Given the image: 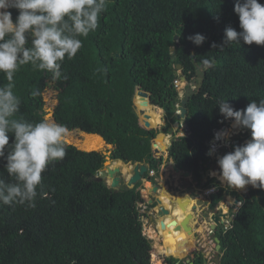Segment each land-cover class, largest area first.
Returning a JSON list of instances; mask_svg holds the SVG:
<instances>
[{
	"label": "trees",
	"instance_id": "1",
	"mask_svg": "<svg viewBox=\"0 0 264 264\" xmlns=\"http://www.w3.org/2000/svg\"><path fill=\"white\" fill-rule=\"evenodd\" d=\"M235 2L110 0L98 29L81 38L83 46L75 59L62 64L67 79L56 81L61 85L56 123L72 132H80L79 128L100 134L115 145L113 158L123 155L127 162H145L157 172L163 159L153 155V140L173 129L176 103L182 99L175 84L181 77L178 65L188 83L196 84L202 60L214 59V67L203 68L200 88L187 103V127L175 130L169 148V157L180 168L200 177L202 166L211 158L208 151L215 131L233 121L224 119L218 103L228 99L234 109L241 110L251 100L264 99V46L241 42V46L234 43L219 49L227 27L241 30ZM259 2L264 5V0ZM17 14L12 9L14 20ZM197 33L206 37L201 46L188 39ZM49 78L50 73L31 65L19 69L14 77V92L21 98L17 118L45 120L44 91ZM6 83L0 73V86ZM138 88L149 92L151 104L163 110L165 125L143 126L137 106L154 125L160 123L156 119L161 111H153L151 104L142 106ZM34 89L40 91L35 98L30 94ZM233 125L234 121L233 132L238 131ZM91 137L99 139L97 147L89 143ZM12 139L10 134V143ZM81 146L68 145L65 157L42 173L43 186L34 208L0 205V264H152L153 247L144 230L147 215L138 205L143 198L139 185L116 190L94 180L92 167L99 170L104 156L100 150H83L102 149L104 142L86 135ZM234 146L222 148L223 155ZM3 164L0 161V178L10 181ZM213 184L218 190L212 195V207L223 201L226 190L215 177L206 182L207 187ZM234 192L241 205L231 211L229 227L216 232L220 264H264V190L249 185ZM174 214L180 217L184 212ZM173 227L166 233L175 231ZM175 236L174 240H183L178 232ZM192 246L179 250L177 242L169 245L172 264Z\"/></svg>",
	"mask_w": 264,
	"mask_h": 264
},
{
	"label": "clouds",
	"instance_id": "2",
	"mask_svg": "<svg viewBox=\"0 0 264 264\" xmlns=\"http://www.w3.org/2000/svg\"><path fill=\"white\" fill-rule=\"evenodd\" d=\"M109 2L0 0V73L7 81L0 86V161L4 162L3 169L11 178L10 181L0 178V205L34 208L40 194L38 190L43 186L42 173L51 163L66 155L64 138L68 129L65 125L17 118L21 98L14 92L16 73L22 66L31 65L34 70L50 73L53 81L67 79L61 70L63 62L75 59L83 46L81 38H87L98 29ZM12 9L18 13L15 20ZM234 12L238 15L241 30L227 27L219 49L234 43L241 46V42L264 46V5L259 0H236ZM188 39L201 46L206 37L197 33ZM201 63L206 70L214 67L215 60L205 58ZM30 94L35 98L40 91L34 89ZM217 106L224 119L233 120L235 128L248 129L251 134L245 144L234 146L233 151L218 159L220 183L228 189L239 190L250 185L264 190V99L251 100L241 110L234 109L228 99L220 101ZM172 130L174 133V128ZM10 134L13 137L11 143ZM216 138L214 136L213 140L217 143L220 134ZM210 175L217 174L212 172ZM148 177H153L149 170ZM236 210L230 207V215Z\"/></svg>",
	"mask_w": 264,
	"mask_h": 264
},
{
	"label": "water",
	"instance_id": "3",
	"mask_svg": "<svg viewBox=\"0 0 264 264\" xmlns=\"http://www.w3.org/2000/svg\"><path fill=\"white\" fill-rule=\"evenodd\" d=\"M173 49L174 48H172V50ZM177 68L181 69L182 68L181 64H179ZM204 73L205 72L203 70V67H201V70L198 71V74L200 75L198 78V82L194 86H191L188 83L186 77L181 75V71H177V74L181 76L180 77L181 84H179V85L182 86V84H183L185 87V96L183 99H181V101H178L176 103V105L179 107V110L175 113L176 120L173 122L174 130H177L179 127H182V128L187 127V124L185 123V118L187 115V103L190 100L191 96L196 92V90L198 88H200L202 76L204 75ZM136 96L142 97V102H141L142 106L151 104V94L149 92H147L146 90H142V89L138 88V90L136 92ZM134 102L136 104V100ZM136 106H137V104H136ZM151 107H152V110L155 112H158L157 109H160V108H157L153 104H151ZM137 108H138V112H139L141 122L145 128L150 129V128L158 127V124L154 125L149 121L150 116L146 113V111L144 109H142L138 106H137ZM165 124H166V118L163 120L162 125H165ZM223 128L226 129L227 126H224ZM242 129H245V128H241V130ZM76 130H80V131H82L88 135L98 136L102 139V141L104 142V144L106 146L110 145L112 147V149H115V145L109 144L105 140V138L100 134L88 133V132H85L79 128H76ZM169 134H170V138H171V136H173V130L172 129H170ZM166 138H167L166 133H160L153 140V155L157 158H162L164 162L167 161V159L169 157V148L171 145V141L169 140V137L167 140H166ZM213 141H216V140H213ZM231 142H232V139L228 141V143H231ZM64 145L66 148L68 145H73V144L69 143V142H64ZM83 151H85V150H83ZM163 151L166 153V155L163 154ZM88 152H91V151H88ZM214 152H215V150L213 151V148L211 147L210 150L208 151V155L211 156ZM219 157H222V155H219ZM114 159H117L118 162L121 161L122 165L124 164V165H126V168H129L130 163L127 162V160L125 159V157L123 155L116 156V157H114ZM170 162H171V165L173 166L174 171L176 172V179H180V178L186 179L187 184H188L187 188H188L189 193H190V198L184 199L181 201L179 200L180 202H179L178 206L184 212V216H185L182 221L179 220L178 218L177 219L172 218L171 221H167V220L162 219V220H159L160 226H161L162 231H165L166 229H170L172 226H174L173 227L174 230H180L179 232H182V231L183 232H189L192 230V227L190 228L188 225V223L191 220L192 215L187 214L185 209H186V206L191 201V199H194L200 193V191L202 190L201 185H203V184L200 183L199 186H191L193 181H197L198 176L197 175L192 176L191 172L180 168L174 160H172V161L170 160ZM132 165L133 166L131 167V170H130L131 173L130 174L128 173L127 177H125V175H124V171L122 169V166H119V165L114 166L112 168L105 167L104 169H99V170H96L92 167L93 172H94V176H93L94 180L104 182L107 185H109L112 189H116V190L117 189L126 190L128 188H134V187L138 186L139 184H142L145 181H147V172L150 168V165L148 163H144V162H135V163H132ZM164 165H165V163H164ZM203 167L204 166H202L200 174L203 177L204 176L208 177L209 173L207 170H204ZM167 181H168V179H166V182ZM168 186H171V184L169 183ZM159 188L160 187L158 186V184H156L155 186L152 187L151 192H149V193L154 194L158 191ZM169 188L170 187H168V191H169ZM244 189H239L238 191L244 190ZM169 192L172 195V197H175V198L178 197L179 198V196H180V193H178L177 191H169ZM230 193H231L230 189L225 190L226 196H230ZM226 196H225V198H226ZM142 197L148 199L150 202V205L155 204V203L158 205L162 204V200L160 198H150L149 194L141 191L140 198H142ZM169 201L171 202V198L169 199ZM205 203H208V207L203 208V205ZM240 205H241L240 200L237 199V197H235V203L232 204L231 208H238L237 206H240ZM197 207L202 208L201 213L197 216V218H198L197 224L201 225V224H204L206 222L207 228H208V231H207L208 235H210L213 232L216 233L222 224H225V226L228 227L229 226L228 223L233 220V215H230V206L229 205L226 208H224L225 211H222L223 206H221V205L217 206L216 205V206L212 207V201H210L208 198H206V196H205V200L199 201L198 203L193 205L194 210L197 209ZM157 214L160 217L164 218L165 216L170 215V210H168L164 207L163 208L161 207V208H159ZM212 224H213V227H212ZM182 237H184V236H182ZM169 239H170V241L174 242V239H171V238H169ZM215 239L217 242V247L214 250L215 256L212 259V262H213L212 264H220L221 244H220V239L217 236ZM150 241H151L152 247H154V241L152 239H150ZM178 246H179V244H178ZM196 252H200V250H197ZM200 254H201V252H200ZM186 261L188 262V260H186ZM171 263H173V262H171ZM200 263L201 262H198L197 264H200ZM202 263H204V262H202ZM205 264H211V263H209V261L206 259Z\"/></svg>",
	"mask_w": 264,
	"mask_h": 264
},
{
	"label": "crops",
	"instance_id": "4",
	"mask_svg": "<svg viewBox=\"0 0 264 264\" xmlns=\"http://www.w3.org/2000/svg\"><path fill=\"white\" fill-rule=\"evenodd\" d=\"M159 112L161 111V116H160V123H158V127L160 128V126L163 123L164 118V113L163 110L161 109H157ZM228 132L227 135L225 137H223L222 139H220V141H217V144L219 145V147L217 149H215V152L211 155L210 160L204 164V170H207L209 175L208 177H203L200 174V177H198L197 181H193L191 186H199L200 183H202L203 185H201L202 190L200 191V193L194 198L191 199L190 203L186 206V213L187 214H191V220L188 223L189 227H192V230L189 232H180L182 235L184 236L183 239L188 240L190 243L192 242L194 244V250H200L201 254H200V258L198 259V262H201L200 264H205V260L207 259L209 261V263H213L212 259L215 256V252L214 249H216L217 247V242H216V233H212L211 235L207 234L208 228H207V223L205 222L204 224L198 225L197 224V216L201 213V207H197V209H193V205H195L196 203H198L199 201H203L205 200V196L206 198H208L210 201H212V195L214 193H216V191L218 190V187L215 186L214 184L210 187L206 186V182L208 181L209 178H217L219 180V166L217 164L218 159L220 158L219 155L223 156V151L222 148L227 149V150H231L232 146H234L235 144L240 145V141L238 139L239 134L235 133L233 135H229L230 133V129L228 127ZM168 139L171 141L172 140V136L170 138V134L167 133L166 134ZM232 139L231 143H228L229 140ZM163 154L166 155V153L163 151ZM172 158L168 157L167 161H163V164L161 166V169L159 171H157V173L155 175H153V177H148L147 181H145L142 184H139V187L141 189L142 192L149 194L150 198H160L162 200V204L158 205V204H151L148 199L146 198H142L138 201V205L140 206V211L142 213H145L147 215V218L145 220L144 223V230L145 233L147 234V236L152 239L154 241V247H153V264H172L171 263V258L169 257V253L167 252L169 249V245H174L173 241H170L169 238L174 239L176 236L174 233V235H169L166 232H162V229L160 228V222L159 220H167L170 221L172 218H178L179 220H183L184 219V214H182L180 217L175 215L174 213L177 210H181L178 206L179 202L181 200L184 199H188L190 198V193L189 190L187 188V181L185 178H180V179H176V172L173 169V166L171 165ZM128 163H130L129 168H126V165H122L120 164V162H117V164L119 166H122V169L124 171V175L125 177H127L128 173H131V167L133 166L132 161H129ZM145 163V162H144ZM165 163V165H164ZM114 165V166H117ZM113 166V167H114ZM215 172L217 175H210V173ZM191 175L193 176L194 174L191 173ZM152 178V180H151ZM166 179H168V181L166 182ZM169 183L171 184V186H168ZM156 184H158V186L160 187L158 189V191L154 194L149 193L151 192V189L153 186H155ZM222 185V184H221ZM224 186V185H222ZM168 187L169 191H177L178 193H180L179 198H175L172 197V195L170 194V192L168 191ZM212 187H214L216 190L215 192H208ZM228 189V188H226ZM236 189H230V196H226L224 195V199L222 202L218 203L217 206L221 205L223 206V210L225 211L224 208H226L228 205L230 207H232V204L235 203V197L237 196L236 193L234 192ZM237 191V190H236ZM243 191V190H240ZM226 196V198H225ZM235 196V197H234ZM171 198V202L169 201V199ZM180 200V201H179ZM166 208L168 210H170V215L165 216L164 218L160 217L157 212L159 210V208ZM208 207V203H205L203 205V208ZM218 208V207H217ZM196 219V220H195ZM224 226L221 225L220 228ZM213 227V224H212ZM159 228V229H158ZM156 230V231H155ZM180 231V230H179ZM160 232V233H159ZM175 241V240H174ZM192 245V244H191ZM206 252V253H205ZM197 262V263H198ZM204 262V263H202ZM182 264H189L186 261V258H184L181 261ZM196 263V264H197Z\"/></svg>",
	"mask_w": 264,
	"mask_h": 264
},
{
	"label": "rangeland",
	"instance_id": "5",
	"mask_svg": "<svg viewBox=\"0 0 264 264\" xmlns=\"http://www.w3.org/2000/svg\"><path fill=\"white\" fill-rule=\"evenodd\" d=\"M178 71H180V69H178ZM190 85L194 86V83H192ZM60 90H61V85L59 83H57L56 81H53L51 78H49L47 80V87H46V89L44 91L45 113H46L45 120H47V121L56 123V121L54 120V111H55L56 106L58 105V94H59ZM183 94H184V85L182 84L181 90H180L181 98H183ZM156 120L159 122V120H161V119L159 117ZM229 126H231L229 135L235 134V133L240 131V128H239L238 131H235V133H234L233 129H232V123H229ZM86 135L87 134L82 132V131H80V132H72V130L71 131L68 130V134H67V136L65 138H66L67 141L73 143V145L75 144L78 147L82 148L81 145L84 144V142L86 140ZM65 138H64V142H67L65 140ZM89 143L91 144V146L97 147L99 145V139L96 138V137H93V138L91 137L90 140H89ZM104 147H105V144H104ZM100 148H102V147H100ZM103 148L101 149L102 151H98V152H99V154L101 156L102 155L104 156L105 162H101L100 161L99 162L100 163L99 164V168L100 169H104L105 167L112 168L118 162L117 159L113 158L112 147L110 145H107L104 149ZM120 164H122L121 161H120Z\"/></svg>",
	"mask_w": 264,
	"mask_h": 264
},
{
	"label": "flooded vegetation",
	"instance_id": "6",
	"mask_svg": "<svg viewBox=\"0 0 264 264\" xmlns=\"http://www.w3.org/2000/svg\"><path fill=\"white\" fill-rule=\"evenodd\" d=\"M250 130H248V129H242L241 130V133H239V136H238V139H239V141L240 142H247V140H249V138H247L248 137V132H249ZM93 138V137H92ZM100 142V141H99ZM113 151H114V149H112V154H113ZM193 184V183H192ZM190 203V202H189ZM185 211H186V209H185ZM176 232H178V234L179 235H181L180 234V232H179V230H175L174 231V233H176ZM174 233L172 232V234L171 235H174ZM182 237V236H181ZM184 237H182V239H183ZM174 242H177V244H179V250L180 249H182L181 247L182 246H192L191 244H192V242L190 243L188 240H186V239H183V240H175ZM195 248H194V244H193V246H192V248L191 249H189V250H187L186 252H182L181 253V258L179 259V261L176 263V264H182L181 263V261L184 259V258H186V260H188V259H190L191 260V262H193L194 264L198 261V258H199V256H200V252H196L197 250H194ZM183 254H187V256L186 257H183L182 255ZM189 264H190V262H189Z\"/></svg>",
	"mask_w": 264,
	"mask_h": 264
},
{
	"label": "built area",
	"instance_id": "7",
	"mask_svg": "<svg viewBox=\"0 0 264 264\" xmlns=\"http://www.w3.org/2000/svg\"><path fill=\"white\" fill-rule=\"evenodd\" d=\"M175 84H176L177 89L180 90V85H179V84H181L180 80H176V81H175ZM218 133H219V132H216V133H215V138L217 137V134H218ZM218 140H219V139H218ZM211 147L214 148V149H217V148L219 147V145L214 141V142L211 144ZM149 174H150L151 176H153V175L156 174V171H155L154 169H149ZM208 192H215V188L212 187ZM139 207H140V206H139ZM153 257H154V255H153V253H152V264L154 263V262H153Z\"/></svg>",
	"mask_w": 264,
	"mask_h": 264
},
{
	"label": "bare ground",
	"instance_id": "8",
	"mask_svg": "<svg viewBox=\"0 0 264 264\" xmlns=\"http://www.w3.org/2000/svg\"><path fill=\"white\" fill-rule=\"evenodd\" d=\"M161 116V115H160ZM161 120H159V122H160ZM240 130H241V128H240ZM235 132V131H234ZM218 134H222L223 135V137H225V135L222 133V132H219ZM88 135V134H87ZM233 135V134H232ZM222 137V138H223ZM222 138H220V139H222ZM216 140H218L217 138H216ZM69 142V141H68ZM70 143V142H69ZM106 146V145H105ZM104 147V146H103ZM105 148V147H104ZM103 148V149H104ZM84 150H87V151H94V150H100V151H102L101 149H84ZM161 228V227H160ZM159 229V228H158ZM156 231V230H155ZM163 232V231H162ZM164 232H166V230L164 231ZM160 233V232H159ZM169 235L170 234H172V233H168ZM181 234V233H180ZM182 235V234H181ZM183 257H186L187 256V254H183L182 255ZM188 262H190V264H194L193 262H191V260L190 259H188Z\"/></svg>",
	"mask_w": 264,
	"mask_h": 264
}]
</instances>
